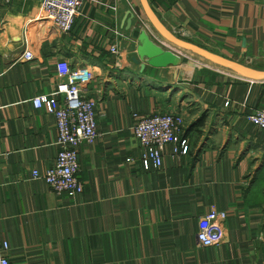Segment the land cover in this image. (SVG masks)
Returning a JSON list of instances; mask_svg holds the SVG:
<instances>
[{
  "label": "crops",
  "instance_id": "0c3cea01",
  "mask_svg": "<svg viewBox=\"0 0 264 264\" xmlns=\"http://www.w3.org/2000/svg\"><path fill=\"white\" fill-rule=\"evenodd\" d=\"M40 1L0 0V239L9 264H264V132L247 119L264 108V80L218 66L188 74L185 52L157 33L141 0H85L64 34L30 24L35 57L24 60L21 35ZM147 1L172 34L264 68V0ZM141 32L178 63L141 60ZM59 61L96 71L89 96L99 136L78 146L83 190L74 197L42 177L59 150L57 131L31 102L55 89ZM167 88L181 93L174 108ZM156 112L185 114L188 151L166 145L161 166L145 168L134 115ZM211 208L226 214L224 241L204 248L197 222Z\"/></svg>",
  "mask_w": 264,
  "mask_h": 264
},
{
  "label": "built area",
  "instance_id": "2783aa9c",
  "mask_svg": "<svg viewBox=\"0 0 264 264\" xmlns=\"http://www.w3.org/2000/svg\"><path fill=\"white\" fill-rule=\"evenodd\" d=\"M84 3L85 0H41L39 13L25 25L21 35L24 50L20 58L31 60L35 57L27 39L30 24L43 22L60 34L68 33ZM110 50L117 54L118 45H112ZM56 69L58 82L55 89L48 95L33 97L31 102L35 108H42L53 116L57 131L59 150L53 165L42 177L55 194L74 197L83 190V184L77 178L78 146L83 142L92 144L99 136L95 113L97 101L89 96L96 71L89 66L71 67L67 61L57 62ZM134 118L133 136L142 149L140 159L145 168L161 166L166 145H173L175 154L187 153L188 141L182 137L185 114L156 112L148 116L135 114ZM247 119L264 132V108L248 115ZM32 176L37 178L39 173L33 170ZM225 217V212L211 208L198 219L196 240L199 246L206 248L224 241ZM8 249L7 241L0 239V264H9Z\"/></svg>",
  "mask_w": 264,
  "mask_h": 264
},
{
  "label": "water",
  "instance_id": "95a60500",
  "mask_svg": "<svg viewBox=\"0 0 264 264\" xmlns=\"http://www.w3.org/2000/svg\"><path fill=\"white\" fill-rule=\"evenodd\" d=\"M141 4L150 24L154 27L157 33L168 42L178 46L181 49L191 51L197 56L213 63L214 65H218L238 73L245 79L264 80V70L254 69L245 63L238 62L220 54L214 53L204 47L185 41L175 34H172L164 27L160 19L151 9L147 0H141ZM127 16L130 18H127ZM134 17V13L131 12V10H128L123 20V23L126 22V29L130 27L131 21ZM136 52L141 60L146 59L148 65L156 68H163L168 65H176L179 61V57L176 54L169 50H163L154 44L145 32H141L137 37Z\"/></svg>",
  "mask_w": 264,
  "mask_h": 264
},
{
  "label": "rangeland",
  "instance_id": "374dc122",
  "mask_svg": "<svg viewBox=\"0 0 264 264\" xmlns=\"http://www.w3.org/2000/svg\"><path fill=\"white\" fill-rule=\"evenodd\" d=\"M182 50H183V52H185L184 54H186V55H184L185 57L181 60V62H182L181 65H182L183 70L185 72H188V74H191L197 70H201V68H205L206 66H218V65H214L213 63L205 60L204 58L197 56L196 54H194L191 51H187L184 49H182ZM187 65H188V67H187ZM185 67H187V68H185ZM218 67L221 68L222 70H226L228 72H231L232 74H234L238 77L244 78L242 75H239L238 73H235V72H233L227 68L220 67V66H218ZM257 68H254V69L264 70V68L263 69H259V67H257ZM164 92H165V94H167V96H166L167 98L165 99L168 102L167 104L170 105L172 108H174V106L177 103V97L181 96L180 95L181 93L177 92V90L170 89V88H167Z\"/></svg>",
  "mask_w": 264,
  "mask_h": 264
},
{
  "label": "bare ground",
  "instance_id": "6f19581e",
  "mask_svg": "<svg viewBox=\"0 0 264 264\" xmlns=\"http://www.w3.org/2000/svg\"><path fill=\"white\" fill-rule=\"evenodd\" d=\"M91 68V67H90Z\"/></svg>",
  "mask_w": 264,
  "mask_h": 264
}]
</instances>
